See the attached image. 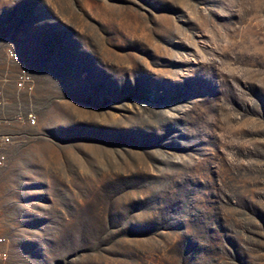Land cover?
<instances>
[{"label": "rangeland", "instance_id": "rangeland-1", "mask_svg": "<svg viewBox=\"0 0 264 264\" xmlns=\"http://www.w3.org/2000/svg\"><path fill=\"white\" fill-rule=\"evenodd\" d=\"M0 89L8 264H264V0H0Z\"/></svg>", "mask_w": 264, "mask_h": 264}, {"label": "built area", "instance_id": "built-area-1", "mask_svg": "<svg viewBox=\"0 0 264 264\" xmlns=\"http://www.w3.org/2000/svg\"><path fill=\"white\" fill-rule=\"evenodd\" d=\"M9 58L12 60H18L19 57L11 53ZM31 78L32 77H31L30 68L23 67V69L21 70L20 76H18V79L16 81L18 89L20 90V89L29 88L32 90L33 80ZM6 81L8 80H5L3 82L5 83ZM0 97L3 98V91L1 89H0ZM5 120L6 119L0 118V129H2L4 126L8 124V122ZM28 123L29 125L36 124V117L33 114H30L28 116ZM11 143H12V139L10 136L0 133V168H3L7 161L6 149ZM8 243H9V240L4 235L2 228L0 226V264H8L9 262Z\"/></svg>", "mask_w": 264, "mask_h": 264}, {"label": "bare ground", "instance_id": "bare-ground-1", "mask_svg": "<svg viewBox=\"0 0 264 264\" xmlns=\"http://www.w3.org/2000/svg\"><path fill=\"white\" fill-rule=\"evenodd\" d=\"M5 83H8V81H6Z\"/></svg>", "mask_w": 264, "mask_h": 264}]
</instances>
